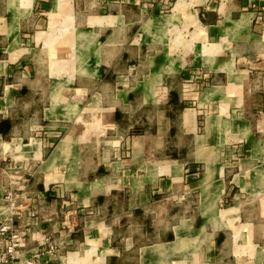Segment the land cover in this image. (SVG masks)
<instances>
[{
	"label": "crops",
	"instance_id": "crops-1",
	"mask_svg": "<svg viewBox=\"0 0 264 264\" xmlns=\"http://www.w3.org/2000/svg\"><path fill=\"white\" fill-rule=\"evenodd\" d=\"M53 1L0 0V34L53 43L54 18L36 31ZM150 1L117 0L95 26L73 4L88 73L47 93L20 56L0 59V194L19 184L38 211L28 221L69 245L41 264H264V0H201L204 23L193 0L169 15Z\"/></svg>",
	"mask_w": 264,
	"mask_h": 264
},
{
	"label": "rangeland",
	"instance_id": "rangeland-1",
	"mask_svg": "<svg viewBox=\"0 0 264 264\" xmlns=\"http://www.w3.org/2000/svg\"><path fill=\"white\" fill-rule=\"evenodd\" d=\"M4 2V0H2ZM15 1V0H14ZM55 3H58V6H61V0H54ZM53 1V3H54ZM58 1V2H57ZM60 1V2H59ZM121 1V0H120ZM162 0H157V3H160ZM175 0H168L166 3H163L161 6L158 7V9H156V4L152 1H150L148 3L147 9H149V15L151 13L154 12V14H159V15H169L171 14V9L172 7V3ZM217 1V0H215ZM13 0H10V4H12ZM68 2H65L63 0V9L62 11L59 12H55L54 8L57 9V5L54 6L53 4V8L50 12L46 13L45 15H43V17H41L43 19V22H41V25L39 27H37L36 31H45L48 30V22L49 24H51V21L53 20V18L56 20V22H54V24H52V35L50 34L49 36H53L55 35V39L56 40H52L53 43L50 41V37L46 38V34H41L42 35V39H38L36 38V44L34 46L33 42H30V44L25 45L24 43H22L23 45L20 46V41L18 38V35H9L10 39L8 36H4L3 33L0 34V52L2 53V56L0 55V59H6L7 58V53L10 54V59H12V61H14L16 58H19L18 61L23 62L22 65H26L29 68V72L27 73V79L28 78H36V79H40L45 81V83H50V86H44L43 87V92L47 93V90H50V87L53 88L54 85L58 84V81L60 82V80H65L68 79L70 77L73 76V74H76V72H81L82 74H87L88 70L85 67V65L83 64L84 62L80 61L79 58L83 55L85 56L87 53V51H84V53L80 52V50L78 49V47H76V43L77 40H79V36L77 35V31L78 29L75 28V22H76V14H75V10H77L78 12V16L82 17V20L85 21V19L87 17L88 18V24L91 25H96V22L100 21H104L107 20L109 17H95V16H99V15H113L116 14L118 12V9L115 7L117 6V0H74L73 4L75 6V10H74V6L72 4V2H69L70 5H67ZM20 4H21V12H27V9H30V0H20ZM50 4V3H48ZM141 2L136 6V7H140L141 8ZM147 3H143V5ZM193 5H195V9L198 10V17H199V21L201 23H204L205 21H213V15L210 16L209 18L206 15L205 17H202V15H204L203 13V8L202 6L204 5L203 2L200 0V2H198L197 0H193ZM151 5V6H150ZM181 5L184 6V2L181 3ZM50 6H46V9L44 12L48 11L50 9ZM180 7V6H179ZM145 8V6L143 7V9ZM177 9H179L178 7H176ZM154 10V11H153ZM153 11V12H152ZM43 13V12H41ZM55 13V14H54ZM7 14L5 12L4 9V3L0 2V15H4ZM52 16V17H51ZM173 17V16H172ZM165 19L170 17H164ZM166 21L169 20H165L163 21V23H165ZM199 21L197 18H194V20L192 21V23L194 25H196L197 27H199ZM170 22V21H169ZM167 23V22H166ZM83 25H85V22H83ZM182 26V25H180ZM48 28V29H47ZM82 28L87 29L86 25L83 26ZM151 28H149L150 30ZM53 30V31H52ZM202 31V30H201ZM200 32V30H199ZM186 35V34H185ZM46 38V39H45ZM64 38L65 42H68V45L70 46L68 51L69 52H65V53H58V52H53V54L48 50V48H44V39L46 41H50L48 47H53L55 45H61V41ZM81 38V37H80ZM48 39V40H47ZM96 37H90V39H87V42L90 45H93V43L95 42ZM81 45H83V39H81L80 41ZM64 43V42H62ZM67 45V46H68ZM30 47L33 48V50L31 51V49H29ZM28 48V49H26ZM67 50V49H66ZM215 50V48H214ZM204 51L207 53H211L213 52L212 50H210V46H206L204 47ZM7 52V53H6ZM184 52V51H183ZM85 54V55H84ZM84 67H82L83 65ZM21 64L19 63V66ZM80 65V66H79ZM82 69H78V68ZM128 67H126V65L121 64L118 65V67L116 68V71L119 72L122 71V73L127 72ZM140 68V67H139ZM31 72V73H30ZM120 73V72H119ZM133 74H135V72H133ZM122 76V75H121ZM135 77V76H134ZM141 79V74H137V77L135 79V81L140 80ZM48 80V82H47ZM123 84V83H122ZM52 85V86H51ZM57 86V85H56ZM73 93V89L71 90ZM63 92V88H61V93ZM76 107L74 106H70L68 108L67 111V118L70 117V115H72L75 111H76ZM55 120H57L58 124L60 123V120H63L61 118H55ZM81 118H78L77 121H79L80 123ZM72 121H76V118H72ZM76 121V122H77ZM71 123V122H70ZM65 125V124H62ZM221 162H226L227 159V155H221L220 157ZM4 168V167H2ZM62 170H66L68 168L67 167H62ZM37 168H32V171H35ZM234 169V168H233ZM202 171L200 170V173ZM2 176V177H1ZM197 176V175H196ZM3 177H7L6 175H1L0 174V179ZM197 177H201V176H197ZM261 180V179H258ZM19 184H15L13 186H8L9 187H19ZM181 196L179 197L181 199V201H183L184 199V195L180 194ZM166 194L165 193H160L158 194V196H156V201L158 200H163L166 198ZM177 199V198H176ZM194 211V210H193ZM225 214V218L227 216L226 212H223ZM222 223V222H221ZM224 224V223H222ZM225 226V224H224ZM92 242V246L95 245L94 241L91 239ZM89 247L86 248L85 252L87 254H92L91 252L88 251Z\"/></svg>",
	"mask_w": 264,
	"mask_h": 264
},
{
	"label": "built area",
	"instance_id": "built-area-1",
	"mask_svg": "<svg viewBox=\"0 0 264 264\" xmlns=\"http://www.w3.org/2000/svg\"><path fill=\"white\" fill-rule=\"evenodd\" d=\"M38 211L19 187L4 188L0 194V264L56 262L69 246L66 241L41 234L28 219ZM35 244V245H31Z\"/></svg>",
	"mask_w": 264,
	"mask_h": 264
},
{
	"label": "bare ground",
	"instance_id": "bare-ground-1",
	"mask_svg": "<svg viewBox=\"0 0 264 264\" xmlns=\"http://www.w3.org/2000/svg\"><path fill=\"white\" fill-rule=\"evenodd\" d=\"M58 2V1H57ZM60 2V1H59ZM58 5V3H56ZM81 69V68H80Z\"/></svg>",
	"mask_w": 264,
	"mask_h": 264
}]
</instances>
